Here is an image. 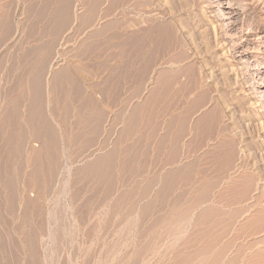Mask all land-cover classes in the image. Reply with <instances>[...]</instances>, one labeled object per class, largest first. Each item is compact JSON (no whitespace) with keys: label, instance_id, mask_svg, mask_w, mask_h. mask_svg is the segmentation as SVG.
<instances>
[{"label":"rangeland","instance_id":"1","mask_svg":"<svg viewBox=\"0 0 264 264\" xmlns=\"http://www.w3.org/2000/svg\"><path fill=\"white\" fill-rule=\"evenodd\" d=\"M0 264H264V0H0Z\"/></svg>","mask_w":264,"mask_h":264},{"label":"crops","instance_id":"2","mask_svg":"<svg viewBox=\"0 0 264 264\" xmlns=\"http://www.w3.org/2000/svg\"><path fill=\"white\" fill-rule=\"evenodd\" d=\"M40 13L47 14L46 18L47 21H42V25L45 22L46 29L50 30L52 35L51 37H59V33L63 32V25L60 19H56V15L53 12L51 16H49L48 11L45 12V9L41 10ZM30 14L27 13V17ZM28 22L31 24V26H28ZM25 29H27L28 32H32V29H34V23L30 22V20L26 19V22L24 23ZM20 31L24 32L23 27L20 28ZM38 101V100H37ZM182 115H178V120H182ZM199 123H195L192 125V127L186 129V134L183 133V130L178 128V134H162L160 133L155 141H153L160 149H172L174 148V151L177 152L178 157V165L175 167V174H176V182L177 185L175 186L176 191L174 194L170 197V205L172 204L174 206L175 213H178V245L180 241L184 240L186 242H191L193 239V233L196 230V220L194 221V216L192 214L191 204H189L187 201H191V196L184 197L181 193L182 186L185 183L182 179V175L184 172L189 168L190 165L182 164L184 163V160L186 157H191V153L194 152H203L206 151V145L213 139V137H209V135L204 134H197ZM195 131V133H193ZM118 151V148L115 149ZM113 151V147H112ZM166 152V151H165ZM164 160L167 159V155L164 154L162 157ZM184 166V167H183ZM190 183V181H189ZM184 200L186 202H184ZM189 207V208H188ZM187 246V245H185ZM188 246H191V243L188 244Z\"/></svg>","mask_w":264,"mask_h":264}]
</instances>
